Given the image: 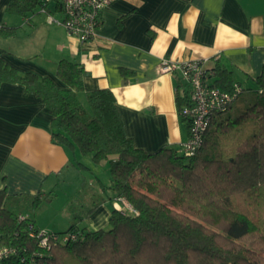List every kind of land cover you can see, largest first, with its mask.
<instances>
[{"label":"trees","instance_id":"16d2710c","mask_svg":"<svg viewBox=\"0 0 264 264\" xmlns=\"http://www.w3.org/2000/svg\"><path fill=\"white\" fill-rule=\"evenodd\" d=\"M38 4L42 0H11L7 9L26 15ZM16 31L0 23V38ZM4 51L0 48V85L19 82L42 100L52 115L54 142L95 164L107 162L111 179L102 187L111 195L93 193L90 204H77L66 230H48L50 238L75 231V239L42 246L31 233V224L33 232L40 226L30 211L51 202L56 192L0 189V246L15 248L0 264H264V72L256 87H244L226 111L212 117L202 147L189 156L180 144L156 151L137 147L112 89L86 90L80 62L58 61L60 85L51 76L19 71ZM213 72L215 85L234 88L231 70L216 63ZM82 91L87 103L78 96ZM176 100L180 111L188 92L178 91ZM180 116L189 128V119ZM122 196L137 212L113 205ZM107 200L112 201L107 227L79 226Z\"/></svg>","mask_w":264,"mask_h":264},{"label":"crops","instance_id":"0c3cea01","mask_svg":"<svg viewBox=\"0 0 264 264\" xmlns=\"http://www.w3.org/2000/svg\"><path fill=\"white\" fill-rule=\"evenodd\" d=\"M10 1L0 0V23L17 31L0 38L3 57L21 72L48 75L60 85L58 61L80 62L86 90L112 89L126 132L148 151L177 146L189 137L176 100L188 85L177 72L161 71L164 58L205 59L211 82L219 63L243 87H256L264 72V0H111L101 10L98 35L90 46L49 20V14L64 18L59 1L49 2L45 10L38 4L26 15L8 11ZM78 96L86 98L85 91ZM51 118L42 100L23 84L0 85V189L33 195L69 184L67 204L75 207L90 204L95 192L111 195L102 187L110 183L108 163L95 164L54 142ZM111 211L112 201L102 202L79 226L107 227ZM35 223L51 230L68 228L53 221Z\"/></svg>","mask_w":264,"mask_h":264},{"label":"built area","instance_id":"2783aa9c","mask_svg":"<svg viewBox=\"0 0 264 264\" xmlns=\"http://www.w3.org/2000/svg\"><path fill=\"white\" fill-rule=\"evenodd\" d=\"M54 0H42V9L45 10L49 2ZM63 7L65 16L56 19L49 14L50 21L58 22L65 26L67 32L75 37L80 44L91 45L98 35L101 10L111 0H55ZM206 60L201 58H186L173 60L164 58L160 64L161 71L177 72L188 85L189 102L180 110L181 114L190 121L189 137L180 143V151L185 155H194L203 145L205 132L212 117L226 111L243 90L240 83L235 82L230 91L215 85L209 79V71ZM114 206L122 211L135 213L137 210L125 197H119L113 202ZM21 217L24 215L21 214ZM33 224L30 225L31 233L40 237L42 246H49L51 240L67 242L78 235L75 231L49 236V229L40 227L33 232ZM15 253V248L10 245L0 246V262Z\"/></svg>","mask_w":264,"mask_h":264},{"label":"rangeland","instance_id":"374dc122","mask_svg":"<svg viewBox=\"0 0 264 264\" xmlns=\"http://www.w3.org/2000/svg\"><path fill=\"white\" fill-rule=\"evenodd\" d=\"M82 101L87 103L86 98L82 99ZM72 187L73 186L69 184H64L63 187L57 188V197L52 202L47 203L46 208L34 209L33 211H30L32 217H34V219H36V221L41 225H46L50 221H53V223L58 225V227H69L71 224L70 219L73 216L72 214H74L75 211L78 212L79 210V206L76 205V208L75 206L67 204L68 194H66V192L67 189H71Z\"/></svg>","mask_w":264,"mask_h":264}]
</instances>
